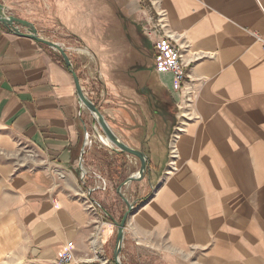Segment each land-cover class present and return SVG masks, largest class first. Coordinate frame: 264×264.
Listing matches in <instances>:
<instances>
[{
	"label": "crops",
	"instance_id": "crops-1",
	"mask_svg": "<svg viewBox=\"0 0 264 264\" xmlns=\"http://www.w3.org/2000/svg\"><path fill=\"white\" fill-rule=\"evenodd\" d=\"M0 3L40 36L59 33L65 48L82 44L93 61L145 69L153 36L143 26L161 13L196 90L188 101L172 89L170 73L151 68L159 88L139 78L145 89L127 95L136 104L121 112L123 142L145 153L147 170L125 185L135 207L120 258L264 264V48L254 36L264 33V0ZM79 110L62 57L0 23V264H56L68 241L78 262L115 264L114 222L126 207L123 200L99 209L88 203L95 198L76 165L92 114ZM104 160L115 191L139 169L135 156L110 147Z\"/></svg>",
	"mask_w": 264,
	"mask_h": 264
},
{
	"label": "rangeland",
	"instance_id": "rangeland-1",
	"mask_svg": "<svg viewBox=\"0 0 264 264\" xmlns=\"http://www.w3.org/2000/svg\"><path fill=\"white\" fill-rule=\"evenodd\" d=\"M18 19L25 21L26 23H30L28 20L19 17ZM17 25L26 28L23 24L18 23ZM41 36L47 39L49 37H54L53 39L57 43H59V37H61L59 36V33L53 32H43ZM80 48L84 49V46L80 43H73V45H69L65 49L67 50L70 58L73 59V67L76 69V73L79 79H81L80 82L86 91L85 94L101 111L112 131L123 141L122 135L125 138L127 137V132L125 131V125H127V122L123 118L121 112L126 111L127 106L129 108H132L136 104L135 101H129L133 98L127 95H129L130 93L134 95L135 90L141 92L145 89V87L142 86V83H138L139 78L147 79V83L151 85V88H159L160 86L154 73L151 72V68H153V60L151 61V59H149L147 55L144 56V58L142 57L144 63H146L147 65H152L147 69H145L144 67L134 68L131 66H127L124 63H118L117 60H113L115 61V63L101 64L95 56H93L94 61L91 60L90 57H88L89 59H84L87 58V56L84 57L83 54L81 55V53H78L77 50ZM101 73H103L104 75H102ZM85 110L89 115L91 114L90 111L87 110V108H85ZM90 119L91 126L93 122V115ZM95 126L96 130L94 128H92L91 130L93 143L89 148L86 149V154L83 156V163H81L80 161L77 162L76 169L79 173V176L81 172H85L84 177L81 178V180L84 181V187L99 186V188L92 191L91 194L94 195V198L100 203L102 207L109 208L113 207L117 203L122 202L120 193L123 194V196L127 199L128 197L126 194L125 185L121 188L120 193L119 191H115L114 186L109 189L106 187L105 190L102 188L103 182H107V178H105L104 176V153L105 149L109 150V145H105L97 137L98 134H101L103 137H106V135L102 132L97 123ZM135 167H139V161H137ZM137 168H133L132 172H135ZM89 170H92V173H90ZM121 173H123V171ZM115 175L117 176L116 173ZM122 178V176H118L120 182ZM122 214L123 213L117 216V222H119V220L121 219ZM114 228L116 236L115 225ZM121 258L123 259V257ZM121 258L120 261L123 264Z\"/></svg>",
	"mask_w": 264,
	"mask_h": 264
},
{
	"label": "built area",
	"instance_id": "built-area-1",
	"mask_svg": "<svg viewBox=\"0 0 264 264\" xmlns=\"http://www.w3.org/2000/svg\"><path fill=\"white\" fill-rule=\"evenodd\" d=\"M161 13H156L155 16H149L145 20L143 29L146 34L152 37V55L153 68L159 73H170L172 75V89L184 95L186 100H191L196 88L189 73V63L183 59V48L175 41V39L164 30ZM256 40L264 48V33H254ZM82 87V85H81ZM83 89V87H82ZM84 91V89H83ZM85 92V91H84ZM80 110L78 115L82 114L84 107L79 101ZM96 126L91 125L90 128L85 129L83 133V144L80 149L78 161L83 163V156L86 154V149L89 148L93 142L91 137V130ZM172 154L174 147H171ZM85 172H81L80 179L84 177ZM107 183L104 181L102 188L105 190ZM99 188V186L88 188V194ZM92 209L101 208L100 203L95 199L88 201ZM56 264H86L85 262H78L75 260L73 253V243L68 241L65 245L64 251L58 258ZM103 264V263H102Z\"/></svg>",
	"mask_w": 264,
	"mask_h": 264
},
{
	"label": "water",
	"instance_id": "water-1",
	"mask_svg": "<svg viewBox=\"0 0 264 264\" xmlns=\"http://www.w3.org/2000/svg\"><path fill=\"white\" fill-rule=\"evenodd\" d=\"M0 23L5 27L10 28L12 31L16 33L27 35L30 38L36 40L37 42H40L42 44L49 46L54 51L59 53L60 56L62 57L64 64L69 68L71 72L74 85H75V91L79 98V101L93 115L92 125L95 126L97 123L98 126L101 128L102 132L106 135V137L109 139V141L113 145V146H108V147H110V149L115 153L131 154L138 159L139 169L137 170L135 174L128 176L126 180L120 184L118 188L119 193H120L121 188L124 185H126L128 182L141 179L147 170V156L142 150L128 146L112 131L111 127L108 125L101 111L97 108V106L93 103V101L87 97V95L83 91L79 77L74 70L71 58L67 50L61 44L40 36L36 28L34 27V25H32L31 23H26L25 21H22L14 16L8 15L4 11L3 5L1 3H0ZM18 23L23 24L27 28L28 31L27 32L20 31L17 25ZM120 197L124 201L126 208L119 222L117 221L114 222V225L116 226V244H115L114 251H113L114 252L113 257H114L115 264H122L120 261L119 255H120V250H121V243L123 240L124 227H125V224L127 222V219L130 213L133 211L135 207L134 202L128 200L126 197L123 196V194L120 193Z\"/></svg>",
	"mask_w": 264,
	"mask_h": 264
},
{
	"label": "bare ground",
	"instance_id": "bare-ground-1",
	"mask_svg": "<svg viewBox=\"0 0 264 264\" xmlns=\"http://www.w3.org/2000/svg\"><path fill=\"white\" fill-rule=\"evenodd\" d=\"M79 53L83 54L84 57L87 56L86 59H88V57L92 58L91 57V54L88 52V50H85V49H78L77 50ZM89 61V60H88ZM97 137L105 144V145H109V146H113L111 144V142L109 141V139L107 137H103L101 134H98ZM84 170V169H83Z\"/></svg>",
	"mask_w": 264,
	"mask_h": 264
}]
</instances>
